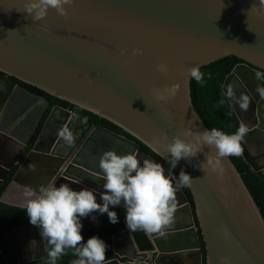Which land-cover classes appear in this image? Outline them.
Segmentation results:
<instances>
[{
  "label": "water",
  "instance_id": "obj_1",
  "mask_svg": "<svg viewBox=\"0 0 264 264\" xmlns=\"http://www.w3.org/2000/svg\"><path fill=\"white\" fill-rule=\"evenodd\" d=\"M29 4L0 0V138L12 150L7 161H0V190L11 177L0 203L24 209L28 190L51 184L99 193L101 154L131 151L157 162L139 150L142 144L172 169L157 162L171 179L182 169L190 175L186 188L197 226L181 188L171 225L145 232L151 251H139L124 232L129 237L125 264H203L199 235L205 264H264V221L229 157L221 158L222 171L214 172L204 161L215 150L205 146L190 162L181 159L173 168L166 150L184 128H207L193 108L188 69L235 57L241 63L221 89L247 128L241 158L264 175V148L253 153L248 141L254 137L264 144V96L257 91L264 86V0H72L64 15L50 7L39 20L27 11ZM19 83L109 122L136 142L57 105L46 112L35 138L48 102ZM228 87L250 97L247 110L228 97ZM19 96L33 101L30 110L45 107L29 132L19 123L26 111ZM65 126L76 137L72 146L58 135ZM104 215L95 222L84 218L82 232ZM32 230L19 228L0 238L7 264L32 260L17 256L22 248L29 254ZM115 249L112 255L120 253Z\"/></svg>",
  "mask_w": 264,
  "mask_h": 264
},
{
  "label": "clouds",
  "instance_id": "obj_2",
  "mask_svg": "<svg viewBox=\"0 0 264 264\" xmlns=\"http://www.w3.org/2000/svg\"><path fill=\"white\" fill-rule=\"evenodd\" d=\"M71 2L30 0L27 11L33 13L36 20L44 17L50 7L64 15L65 5ZM139 53V49L134 50V54ZM158 68L166 70L163 65ZM188 75L197 83L204 80V73L198 65L190 67ZM226 91L241 110L248 109V95L241 93L237 96L232 87ZM257 91L264 96V86L258 87ZM246 133L244 124H240L233 134H226L217 128L197 131L184 128L166 144V150L175 168L181 159L190 162V158L196 157L207 146L215 150V156L206 157L204 163L212 171L219 172L222 171L221 158L241 154V142ZM58 135L68 146L75 143L74 132L67 126L61 128ZM187 137L191 139H185ZM163 139L168 141L167 136ZM29 167L33 168L32 165ZM98 167L103 176L102 191L99 193L88 188L77 190L69 184H51L38 192L31 189L26 192L24 211L29 223L40 229V236L51 246L47 253L49 264H57L67 249H73L74 255L78 257L74 264H104L108 245L99 236H91L85 241L82 220L90 218L95 222L97 215L107 214L109 222L116 224L119 216L115 209L121 205L126 210L125 224L128 229L161 232L173 222L177 192L190 187L192 183V178L183 169L178 178L173 180L165 174L159 163L138 157L131 151L120 154L115 149L106 150L99 158Z\"/></svg>",
  "mask_w": 264,
  "mask_h": 264
},
{
  "label": "trees",
  "instance_id": "obj_3",
  "mask_svg": "<svg viewBox=\"0 0 264 264\" xmlns=\"http://www.w3.org/2000/svg\"><path fill=\"white\" fill-rule=\"evenodd\" d=\"M240 63L241 61L235 57H227L205 68L200 69L204 73V80L202 83H197L194 79L190 78V96L193 108L201 119V121L207 127V129L217 128L219 130H222L226 134H233L240 126L238 119L234 115V112L232 111L221 89L227 75L233 70V68L237 64ZM22 86L30 92L36 94L37 96L43 97L50 101L51 106L57 105L65 109L73 110L77 113V115L91 122L94 126L106 128L118 135L124 136L132 141H135L129 135L122 132L118 127L110 124L109 122L103 119H99L98 117L88 112L79 110L66 102L55 100L32 87L26 86L24 84H22ZM45 118L46 116H44L40 121L34 135L35 138L38 135L45 121ZM139 150L142 153L150 156L152 159L156 160L172 172V169L165 162H163L158 156L154 155L142 144H139ZM228 157L237 169L238 173L240 174L243 183L245 184L256 206L258 207L261 217L264 221V175L261 172L252 171L250 167L246 165L245 162L242 160L241 155ZM10 179L11 177L7 179V182L1 188L0 195L3 192L5 186L10 181ZM182 190L185 193L187 199L189 200L193 212L194 223L197 226L191 196L187 188H182ZM115 210L117 211L119 216L118 223H110L107 214H105L99 223L94 225L92 228L82 232L85 241H87V239L91 236H99L106 242V244L108 245V249L106 252L104 264H125L123 260L116 261L113 260V257L111 256V237L119 235L123 232L129 233L139 251L148 252L152 250L151 243L144 231L139 229L132 231L126 227V210L120 206ZM30 227L38 228L29 223V218L24 209L0 203V238L12 230ZM199 238L203 252V264H205L204 246L200 235ZM37 239L40 254L35 256L32 260L26 262L25 264H49V258L47 253L51 246L48 244L47 240L40 236L39 228ZM77 259L78 257L74 255V250L67 249L65 253L58 259L57 264H74ZM0 264H7L1 254Z\"/></svg>",
  "mask_w": 264,
  "mask_h": 264
},
{
  "label": "crops",
  "instance_id": "obj_4",
  "mask_svg": "<svg viewBox=\"0 0 264 264\" xmlns=\"http://www.w3.org/2000/svg\"><path fill=\"white\" fill-rule=\"evenodd\" d=\"M19 98H20V102H19L20 105L26 106V108H25L26 114L25 113L22 114L19 118V115L17 113H13V117L19 118V123L21 124L20 126L25 128L29 132L33 127L35 116L38 114L40 106H37L36 108L34 107V110H30L33 101L30 98L28 99V98L23 97V96H19ZM24 115H26V116L24 117ZM44 116H45V114H44ZM21 118H22V120H21ZM36 119H38V118H36ZM13 130L14 129H12V131ZM20 133H22V132H20ZM251 151L253 153H256L252 149H251ZM8 152H12L10 146H7V144L3 140H1V138H0V161H7L9 159V157H11V155H9ZM128 239H129L128 235L123 232L119 235H116L113 238V240H111L112 241L111 250H112L113 246H115V248H116L115 250H117V252H120V253H116V251H115L114 255H112V253H111L113 260H116V261H118V259L123 260V261L125 260V256L123 254L125 252L124 248L128 247V243H129ZM121 255H123V256H121Z\"/></svg>",
  "mask_w": 264,
  "mask_h": 264
},
{
  "label": "flooded vegetation",
  "instance_id": "obj_5",
  "mask_svg": "<svg viewBox=\"0 0 264 264\" xmlns=\"http://www.w3.org/2000/svg\"><path fill=\"white\" fill-rule=\"evenodd\" d=\"M19 85L20 86H22V84L21 83H19ZM23 87V86H22ZM24 88V87H23ZM26 89V88H25ZM41 98H43V97H41ZM43 99H45V98H43ZM45 100H47V99H45ZM47 102H48V106H47V108H46V110L44 111V109H45V107L43 106V105H41L40 107H39V112H38V114L35 116V120H34V124H33V126H35L36 124H35V122H36V118H38V116H40L42 113H43V111H44V113H43V115L42 116H44V114H45V116L47 115L46 114V112L48 111V113H49V111L52 109V108H54L56 105H52L51 106V104H50V101H48L47 100ZM72 112H74L73 110H71ZM74 113H76V112H74ZM77 114V113H76ZM79 116V115H78ZM80 117V116H79ZM42 118L43 117H41V120H42ZM256 139H254V137H252L251 139H249L248 141L251 143V149L252 150H254L255 152H257L258 150H261V148H264V144H262V145H258L257 143H255L254 141H255ZM31 233H33L34 235H33V239H34V243L32 242V238L30 237V250H31V252L32 253H29L28 255H27V253H28V251L27 250H25L24 248H22L20 251H18V257L19 258H28V260L29 259H33L35 256H37V255H39L40 254V249H39V246H38V244H37V242H38V239H37V236H38V228H33V230H32V232ZM28 238V237H27ZM34 244H35V246H34ZM36 250H37V253H36ZM26 251H27V253H26ZM30 254H31V257H30Z\"/></svg>",
  "mask_w": 264,
  "mask_h": 264
},
{
  "label": "rangeland",
  "instance_id": "obj_6",
  "mask_svg": "<svg viewBox=\"0 0 264 264\" xmlns=\"http://www.w3.org/2000/svg\"><path fill=\"white\" fill-rule=\"evenodd\" d=\"M33 235H34L33 233L28 234V239L30 241V237H31L32 238V242L34 243ZM34 246H35V244H34ZM29 253H32L31 250L29 251ZM36 253H37V250H36ZM30 257H31V254H30Z\"/></svg>",
  "mask_w": 264,
  "mask_h": 264
}]
</instances>
